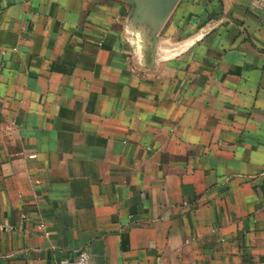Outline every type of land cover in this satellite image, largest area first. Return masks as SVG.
<instances>
[{
    "label": "crops",
    "instance_id": "crops-1",
    "mask_svg": "<svg viewBox=\"0 0 264 264\" xmlns=\"http://www.w3.org/2000/svg\"><path fill=\"white\" fill-rule=\"evenodd\" d=\"M130 15L0 0V264H264V7Z\"/></svg>",
    "mask_w": 264,
    "mask_h": 264
},
{
    "label": "water",
    "instance_id": "water-1",
    "mask_svg": "<svg viewBox=\"0 0 264 264\" xmlns=\"http://www.w3.org/2000/svg\"><path fill=\"white\" fill-rule=\"evenodd\" d=\"M131 7L129 29L137 38L143 64L150 68L155 59L158 38L180 0H118Z\"/></svg>",
    "mask_w": 264,
    "mask_h": 264
},
{
    "label": "built area",
    "instance_id": "built-area-1",
    "mask_svg": "<svg viewBox=\"0 0 264 264\" xmlns=\"http://www.w3.org/2000/svg\"><path fill=\"white\" fill-rule=\"evenodd\" d=\"M252 2L260 7H264V0H252ZM1 229L11 231L12 228L10 227H4L1 226ZM59 264H93L91 262L89 253L87 252H81L79 256L74 260H68V261H62ZM157 264H164V261L162 259H159Z\"/></svg>",
    "mask_w": 264,
    "mask_h": 264
}]
</instances>
